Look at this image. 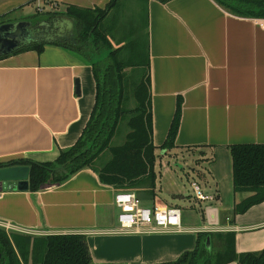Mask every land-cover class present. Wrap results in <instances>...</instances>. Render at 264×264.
<instances>
[{
    "label": "crops",
    "instance_id": "0c3cea01",
    "mask_svg": "<svg viewBox=\"0 0 264 264\" xmlns=\"http://www.w3.org/2000/svg\"><path fill=\"white\" fill-rule=\"evenodd\" d=\"M110 1L0 0V16L59 18L68 6L103 10ZM117 5L108 14L112 48L125 45L126 36L144 39L148 50L156 187L155 205L142 203L179 208L182 230L115 233L116 191L88 168L37 192L0 191V230L31 237L83 235L94 264L171 263L195 248L199 233H234L237 254L262 251L264 202L232 214L250 194L233 191L230 147L264 145V19L237 16L216 0ZM27 10L35 12L24 16ZM95 96L92 64L72 50L45 44L41 53L1 57L0 166L55 162L81 137ZM178 104L175 147L163 150ZM190 158L183 171L178 163ZM190 181L216 200L197 203Z\"/></svg>",
    "mask_w": 264,
    "mask_h": 264
},
{
    "label": "trees",
    "instance_id": "16d2710c",
    "mask_svg": "<svg viewBox=\"0 0 264 264\" xmlns=\"http://www.w3.org/2000/svg\"><path fill=\"white\" fill-rule=\"evenodd\" d=\"M119 1L111 0L103 10L68 6L61 16L73 23L72 41L33 42L15 52L33 50L41 53L45 44L67 48L84 55L92 64L96 82L94 107L81 137L73 147L62 151L53 163L20 160L0 166L28 167L29 192H37L48 184H61L88 168L94 169L99 181L116 192H133L145 205H155L156 155L152 142L147 44L144 39L137 38L126 41L118 49L112 48L109 35L113 25L107 22V18L118 7ZM216 1L237 16L264 19V0ZM40 15L36 13L33 17ZM8 22H11L8 15L0 16V25ZM179 104L161 146L163 150L175 147L180 119ZM122 126L126 130L120 137L121 144L111 146L112 139ZM105 152L109 154L108 160L95 167V162ZM230 154L233 191L250 194L235 205L232 214L239 215L264 202V145L232 146ZM207 238L210 240L209 248L206 247ZM234 241V233H199L192 251L166 264H264V249L237 254ZM0 264L94 263L83 235L31 237L7 235L0 230Z\"/></svg>",
    "mask_w": 264,
    "mask_h": 264
},
{
    "label": "built area",
    "instance_id": "2783aa9c",
    "mask_svg": "<svg viewBox=\"0 0 264 264\" xmlns=\"http://www.w3.org/2000/svg\"><path fill=\"white\" fill-rule=\"evenodd\" d=\"M190 187L197 203H212L216 200L214 194L204 193L198 183L191 182ZM114 204L119 210L115 233L149 234L182 230L181 210L175 206L148 207L133 192H116Z\"/></svg>",
    "mask_w": 264,
    "mask_h": 264
},
{
    "label": "water",
    "instance_id": "95a60500",
    "mask_svg": "<svg viewBox=\"0 0 264 264\" xmlns=\"http://www.w3.org/2000/svg\"><path fill=\"white\" fill-rule=\"evenodd\" d=\"M31 26L32 22L26 20L8 22L0 25V58L15 53L21 47L35 40L36 37L28 36L27 33V28ZM37 26H47L52 30H56L57 33L55 34V37L59 38V40L63 39L66 35L73 40V23L64 17L55 18L51 21L40 22ZM55 37H46L45 42H55L57 41ZM76 91H78L77 82ZM28 176L29 168L26 166L0 168V191H27ZM206 247H210L209 238L206 240Z\"/></svg>",
    "mask_w": 264,
    "mask_h": 264
},
{
    "label": "flooded vegetation",
    "instance_id": "af4514ba",
    "mask_svg": "<svg viewBox=\"0 0 264 264\" xmlns=\"http://www.w3.org/2000/svg\"><path fill=\"white\" fill-rule=\"evenodd\" d=\"M51 16L50 14H43V15H40V16H37V17H28V18H25L23 20H26V21H31L32 22V26L27 28V33H28V36H31V37H36L34 41L30 42V43H42V42H45V38L46 37H49V36H54L55 37V34L57 33L56 30H52L50 29L49 27L47 26H37L38 23L40 22H46V21H51ZM53 19H55V17H53ZM18 21H21V20H18ZM14 22V21H12ZM47 31V32H46ZM44 36V37H43ZM55 39H57V41L59 40V38L55 37ZM60 40H64V41H72V38H70L68 35H66L63 39H60Z\"/></svg>",
    "mask_w": 264,
    "mask_h": 264
},
{
    "label": "rangeland",
    "instance_id": "374dc122",
    "mask_svg": "<svg viewBox=\"0 0 264 264\" xmlns=\"http://www.w3.org/2000/svg\"><path fill=\"white\" fill-rule=\"evenodd\" d=\"M45 5H47L46 3H44ZM130 8H131V6H130ZM31 12V13H30ZM33 12H35V10H27V11H25V14H23L24 16H27L29 13L30 14H33ZM21 15H20V13L18 14V15H15V16H13V17H10L11 19H14V20H16L17 19V17H20ZM28 16H30V15H28ZM9 18V17H8ZM22 18V17H21ZM12 22V21H11ZM107 22L109 23V24H111V25H113V22H112V20H111V18H110V16L107 18ZM107 24V23H106ZM117 27V26H116ZM119 32H120V30H119ZM124 36V35H123ZM125 38H126V40L127 41H129L130 40V38L129 37H126L125 36ZM126 129H124V126H122V127H120L119 128V130H118V132H117V134L115 135V137L112 139V142H111V146H117V145H119V144H121V142L122 141H120V137L122 138V136H123V133H124V131H125ZM125 136V135H124ZM124 141V140H123ZM165 156H167L166 154H165ZM108 158H109V154L107 153V152H105V153H103L101 156H100V158H98L97 159V161L95 162V165L96 166H101L102 164H104L107 160H108ZM170 158H172V157H170ZM192 159L190 158V159H188V161L186 162V164H184L182 161L180 162V163H178V164H180L181 166H183V171H187L188 170V166L187 165H190L191 163H192V161H191ZM199 160H195L194 162V164H197V162H198ZM175 164H176V162H175V159H172V160H170V165L172 166V169L175 171ZM177 170V172L178 173H182V171H181V169H176ZM183 175V174H182ZM191 182V181H190Z\"/></svg>",
    "mask_w": 264,
    "mask_h": 264
}]
</instances>
